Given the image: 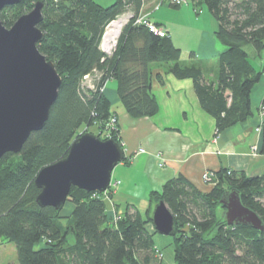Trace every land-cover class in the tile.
<instances>
[{
  "label": "trees",
  "instance_id": "16d2710c",
  "mask_svg": "<svg viewBox=\"0 0 264 264\" xmlns=\"http://www.w3.org/2000/svg\"><path fill=\"white\" fill-rule=\"evenodd\" d=\"M36 1L9 5L0 18L10 27ZM204 2L219 22L215 35L225 46L216 81H208L200 66L181 62V49L168 32L161 36L133 21L121 32L115 53L102 60L104 24L130 7L139 15L144 0H115L108 7L95 0H44L39 27L45 35L38 47L55 63L62 84L45 128L32 133L20 153L9 152L0 159V237L13 242L18 251V262L10 264H153L157 248L146 225L161 199L175 216V264H264V230L228 225L220 203L226 189L238 188L243 204L264 220V174L224 168L214 172V187L208 192L178 175L162 191L150 193L146 217L128 206L116 224L108 218L103 192L73 186L66 201L74 204L70 216L61 215L63 208L58 211L36 201L38 171L68 154L80 127L97 125L102 132L111 116L117 117L100 90L111 78L117 80L120 102L133 118L157 113L159 103L151 90L154 62L168 64L175 77L193 79L202 107L214 116L218 131L252 114L250 95L264 77V65L257 68L245 47L254 48L258 56L264 50V0H240L233 6L229 0ZM94 68L104 74L95 90H87L81 79ZM262 129L264 155V123ZM118 131L106 138L122 145ZM15 155L20 159L11 161Z\"/></svg>",
  "mask_w": 264,
  "mask_h": 264
},
{
  "label": "crops",
  "instance_id": "0c3cea01",
  "mask_svg": "<svg viewBox=\"0 0 264 264\" xmlns=\"http://www.w3.org/2000/svg\"><path fill=\"white\" fill-rule=\"evenodd\" d=\"M143 12L149 13L152 22L160 23L152 19L149 10L146 12L143 9ZM160 24L175 44L167 25ZM200 40L198 50L192 49L189 53L193 52V57L184 58L181 62L200 66L208 81H216L223 49L209 32L202 31ZM259 59L255 65L260 69L264 65L262 54ZM151 67L154 78L151 90L159 103L153 116L133 118L127 113L120 102L118 82L114 78L109 79L103 88L112 103V113L118 117L119 135L124 157L127 158L115 166L112 178L120 182L113 194L105 199L110 222L124 215L128 206L137 207L146 217L145 212L147 215L151 208L150 193L162 191L163 185L178 175L185 176L202 192H208L214 187L215 178L210 184L206 183L203 180L205 171L214 174L230 168L251 176L264 174V155L260 151L263 142L264 114L261 105L264 77L255 84L250 95L252 114L244 121L218 131L214 116L202 107L192 78L175 77L169 72L168 64L154 62ZM254 146L257 151H254ZM73 208L74 204L66 202L62 212L70 216ZM146 228L149 233H156L153 222L150 221Z\"/></svg>",
  "mask_w": 264,
  "mask_h": 264
},
{
  "label": "water",
  "instance_id": "95a60500",
  "mask_svg": "<svg viewBox=\"0 0 264 264\" xmlns=\"http://www.w3.org/2000/svg\"><path fill=\"white\" fill-rule=\"evenodd\" d=\"M22 0H0V11ZM44 0L21 14L6 27L0 18V159L20 153L28 137L44 129L57 101L62 77L53 61L39 50L45 32L39 27ZM68 154L42 167L34 183L40 188L37 204L61 210L73 186L89 192H104L112 181L115 166L124 161V147L113 138L101 139L84 132L70 144ZM220 203L228 225L264 230V220L243 204L238 188L226 189ZM156 232L174 235L175 216L161 199L152 210Z\"/></svg>",
  "mask_w": 264,
  "mask_h": 264
},
{
  "label": "rangeland",
  "instance_id": "374dc122",
  "mask_svg": "<svg viewBox=\"0 0 264 264\" xmlns=\"http://www.w3.org/2000/svg\"><path fill=\"white\" fill-rule=\"evenodd\" d=\"M96 2L102 4L105 7H108V5L113 4L115 0H95ZM145 4L142 8V11L151 13L152 19L166 24L168 27V30L170 33H172L173 38L175 39V44H178V46L181 48L182 57L181 60L184 58L190 59L189 55L190 51L194 49V51H197L198 48L201 45L200 37L202 35V31L209 32L211 35V38L215 39V42L221 46V48L224 50L225 46L217 40L215 37V31L218 30L219 22L216 20V18L213 16L211 11L208 9V6L204 0H188L184 4L176 7L172 6L173 4H169L167 1L163 2L159 5L158 8L155 6L158 5L161 1L160 0H144ZM240 0H229V5L233 6L235 3H239ZM205 43V42H204ZM207 43V42H206ZM246 51L249 53V59L252 63H256L260 61L258 53L255 51L254 48L251 46L245 47ZM262 56L264 57V50L262 51ZM193 57V56H192ZM264 60V59H263ZM96 72L92 71L91 73V79L90 81L92 83L95 82L98 77L101 79L104 71L100 68H96ZM99 80H96L95 84L96 87L93 89L95 90L98 87ZM82 85L84 84V87H87V84L83 81V77L81 79ZM105 81L103 85H101L100 90L103 91V88L106 86ZM87 89V88H86ZM90 90V89H87ZM261 105V109H262ZM263 112V109H262ZM264 114V112H263ZM117 123H118V117H117ZM87 127L86 125H82L80 129L78 130L76 135H81V133L84 132H92L96 134L97 136H101V139H105L106 136L103 135L102 132H99V128L97 125H92L91 128ZM115 130H118L115 129ZM119 132V131H118ZM20 156L15 155L11 159V161L16 162V160H19ZM113 175V174H112ZM215 176V175H214ZM114 178V175H113ZM112 179L111 182L115 184V180ZM214 181V178L213 180ZM212 181H207L206 183L210 184ZM120 182V181H118ZM117 182V183H118ZM117 185V184H116ZM111 189L108 190L105 199L110 196L111 192H114L115 186L111 185ZM102 193V192H101ZM104 194V195H105ZM105 199L104 202H105ZM155 204L153 205L154 208ZM66 208V207H65ZM152 208V210H153ZM62 216H67V213L64 211L61 214ZM146 216V212L145 215ZM120 217H115V221L112 223H117V220ZM175 236L173 235H166L161 234L159 232H156L153 234V242L156 246V250L154 252L155 260L153 264H175ZM18 251L16 250V246L13 242H10L7 239L0 237V264H10L13 262H18Z\"/></svg>",
  "mask_w": 264,
  "mask_h": 264
},
{
  "label": "built area",
  "instance_id": "2783aa9c",
  "mask_svg": "<svg viewBox=\"0 0 264 264\" xmlns=\"http://www.w3.org/2000/svg\"><path fill=\"white\" fill-rule=\"evenodd\" d=\"M161 2L156 5V8L159 7L160 4H162L163 2L167 1L170 5L171 4H176V5H182L184 4L186 1L188 2V0H160ZM131 21H133L134 24H146L149 29L151 31L156 32L157 34H160L161 36L167 35V30L165 27L163 26H158L156 23L150 21L149 19V13H145L142 11L139 15H137L136 13H134V11L131 9V7L121 13H119V15H117L114 18L109 19L104 25V29L103 32L101 33V39L99 42V48H101L102 52H103V57L102 60H106L108 58H110L115 51L117 50V45H118V41L120 39V34L123 31V29L129 24L131 23ZM94 72H96V68L93 69ZM91 72H89V74H85L83 76V81L87 84V89H94L96 87V80H99L100 78L98 77V79L95 80L94 83H92L90 81L91 79ZM264 74V71H263ZM83 88L84 84L82 85ZM85 88V89H86ZM263 108V112H264V106H262ZM117 117L115 115L111 116V118L109 119V121L106 124V127L103 129V135L106 137H111V133L113 132L114 129H117ZM260 129V128H257ZM254 151H257V147L254 146L253 147ZM141 151L143 149H140ZM214 178L213 173L209 172V171H205L203 173V180L205 182L207 181H212ZM118 182V181H117ZM113 184V182L110 183V186L113 185L116 187V184ZM108 190V189H107ZM107 190H105V193L107 194Z\"/></svg>",
  "mask_w": 264,
  "mask_h": 264
},
{
  "label": "bare ground",
  "instance_id": "6f19581e",
  "mask_svg": "<svg viewBox=\"0 0 264 264\" xmlns=\"http://www.w3.org/2000/svg\"><path fill=\"white\" fill-rule=\"evenodd\" d=\"M110 188V185H109V187L107 188V189H109ZM107 189H105V190H107ZM99 192H101V191H99ZM105 192V191H104Z\"/></svg>",
  "mask_w": 264,
  "mask_h": 264
}]
</instances>
